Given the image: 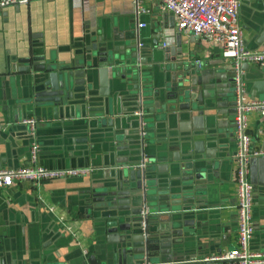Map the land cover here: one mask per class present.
Here are the masks:
<instances>
[{
    "label": "crops",
    "instance_id": "0c3cea01",
    "mask_svg": "<svg viewBox=\"0 0 264 264\" xmlns=\"http://www.w3.org/2000/svg\"><path fill=\"white\" fill-rule=\"evenodd\" d=\"M143 5L147 10L139 14L134 0H87L85 4L78 0H33L0 10V167L30 163L32 138L25 119L35 117L41 163L50 168L91 169L86 174L66 178L24 180L0 190V264H90L93 251H97L98 264H116L113 256L104 258V251L107 253V247L117 245L119 233L109 232L103 217L96 212L93 190L109 179L114 170L138 168L143 162L139 143L141 125L138 115L129 112L136 100L126 88L125 79L116 82L113 78L103 83L108 96L116 100L115 109L123 112L115 111L108 116L113 118L112 124L87 131L84 123L79 122L82 117L55 118L48 110L37 113L32 103L23 104L31 77L15 64L19 56L28 55L37 47L48 59L52 53L65 60L82 49L93 32L105 33L122 42L133 33L134 41L144 50L142 55L147 57L144 64L150 65L154 75L152 91L167 82L166 49L178 50L180 45L191 64L200 62L204 70L226 74L219 80L214 76L215 83L230 82L227 72L234 64L222 55L219 46L181 32L174 14L160 8L156 0H144ZM240 21L246 46L263 48L264 0H241ZM141 22L145 25L140 26ZM178 56V52L171 55L169 61H179ZM257 67L260 66L250 63L245 69L248 98H264V75L257 74ZM156 68L159 72H155ZM96 83L99 89L95 91L99 93L102 86ZM224 88L230 95L232 87ZM231 100L232 95L217 96V104L212 109L204 108L201 120H194L190 113L185 118L176 115L171 119H155L148 131L151 142L145 144V151L149 159L153 158L150 162L155 165L157 182H174L179 191L183 170L179 167L180 172L172 175L170 169L161 172L158 166L170 167L177 162L170 158L175 152L183 154L180 139L183 135L193 134L192 152L201 155L205 162L200 169V182L195 183L190 214L181 218V235L177 236L181 239L180 247L184 246L183 256H187L184 261H190L189 264H237L232 259L216 258L232 249L238 238L234 173L237 143ZM263 125L264 115L259 110L251 111L249 132L256 146L264 147V132H259ZM197 141L202 142L199 151ZM160 155L169 160L161 161ZM263 157L251 161L255 226L252 248L261 252H264ZM208 160L212 163H206ZM136 184L137 180L130 179L125 185L131 189ZM151 214H141L143 227L147 230L148 225L157 233L158 224H147Z\"/></svg>",
    "mask_w": 264,
    "mask_h": 264
},
{
    "label": "water",
    "instance_id": "95a60500",
    "mask_svg": "<svg viewBox=\"0 0 264 264\" xmlns=\"http://www.w3.org/2000/svg\"><path fill=\"white\" fill-rule=\"evenodd\" d=\"M135 36L132 33L125 42H122L105 33L93 32L84 47L65 60L57 58L52 53L48 59L46 53H42L43 50L37 47L28 55L19 56L15 64L17 63L20 71L30 74L31 77L23 104L32 103L37 113L48 110L49 115L55 118L82 117L83 120L79 122H83L84 128L91 131L98 126L112 124L113 118L108 116L116 113L115 111L123 112L115 109L116 100L108 96L103 83L113 78L116 82L126 80V88L136 100L129 112L136 113L139 118L141 125L139 143L142 154L140 159L143 161L149 157L145 151V144L151 142L148 138L151 134L148 131H151L155 119H171L176 115L185 118L190 113L194 120H201L204 115L203 109L215 107L217 96L232 95L231 106L235 111V66L230 67L227 72L230 79L228 84L215 83L214 76L219 80V77H225L226 74L204 70L200 63L191 64L183 53L182 45L178 50L167 48L165 60L168 61L164 63L167 82L152 91L151 78L153 79L154 75L148 67L150 65L144 64L147 57L142 55L144 50L134 41ZM169 50H172V53L168 52ZM177 52L179 61L170 62L171 55H176ZM156 58L158 61V57ZM172 58L175 59V56ZM249 64L244 62L242 68L245 70ZM159 65H163L162 61ZM257 68V74L264 75V69ZM156 71L159 72L157 68ZM96 81L102 86L99 93L95 91L98 87ZM227 86L232 87L230 95L226 93L227 88H224ZM140 110L142 113L137 114ZM195 127L197 128L196 123ZM199 128H202L201 124ZM142 129H145L146 134L142 135ZM180 139L183 154L178 155L175 152L170 158L177 162L172 163L170 167L165 164L158 166L161 172H168L170 169L172 175L183 170L184 178L179 191H176L178 184L174 182L156 181L155 165L150 162L153 158H148L149 162L143 167L124 169L121 172L114 170L115 173H112L109 179L99 184V187H94L92 200L96 212L103 217L109 232L119 233L116 238L117 245L107 247V253L104 251L105 259L113 256L117 264L191 263L184 261L187 256H183L184 246L180 247L181 244L178 242L181 239L177 236L181 235V218H186L190 214L188 209L196 192L195 183L200 182V169L205 162L202 161L201 155L192 152L193 134L183 135ZM170 143H173L172 139ZM201 145V141L196 142L197 151ZM259 158L255 157L252 161ZM160 160L168 161L169 158L160 155ZM262 161L264 162V159ZM206 163L212 162L208 160ZM130 179L137 180L136 187L131 189L125 185ZM144 207L152 213L147 217V224H158L157 233L152 232L148 225L147 230L143 227L144 218L141 214ZM119 229L123 232H119ZM96 254L97 251H93L89 258L90 264L99 263Z\"/></svg>",
    "mask_w": 264,
    "mask_h": 264
},
{
    "label": "built area",
    "instance_id": "2783aa9c",
    "mask_svg": "<svg viewBox=\"0 0 264 264\" xmlns=\"http://www.w3.org/2000/svg\"><path fill=\"white\" fill-rule=\"evenodd\" d=\"M33 0H0V10L10 4H28ZM82 4L87 0H78ZM144 0H134L137 13L147 10ZM159 7L174 14L177 27L181 32L192 33L209 44L220 47L222 55L231 59L236 68L234 133L237 149L234 154V173L237 189V244L229 251L217 256L218 259H232L237 264H262L264 252L252 248L255 234L253 221L254 185L251 177V161L264 156V147L253 144L249 132V113L259 110L264 115V98H248L244 62L255 63L264 68V47L250 49L246 46L244 29L240 21L241 0H156ZM144 26L145 22L139 23ZM199 62V61H197ZM200 63V62H199ZM141 114L142 111H137ZM29 125L31 144L30 163L18 167H0V190L29 180L40 182L44 179L66 178L88 173L90 168H50L40 162L41 144L36 137L37 120L35 117L25 119ZM264 132V125L259 129ZM142 135L146 134L142 129ZM145 161L138 166L143 167ZM148 212L143 210V215ZM64 216H61V219ZM215 258V257H213ZM117 264V263H116Z\"/></svg>",
    "mask_w": 264,
    "mask_h": 264
}]
</instances>
